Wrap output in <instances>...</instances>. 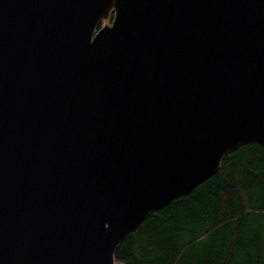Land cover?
<instances>
[{"label": "water", "instance_id": "obj_1", "mask_svg": "<svg viewBox=\"0 0 264 264\" xmlns=\"http://www.w3.org/2000/svg\"><path fill=\"white\" fill-rule=\"evenodd\" d=\"M248 142L264 0H0V264H123Z\"/></svg>", "mask_w": 264, "mask_h": 264}, {"label": "trees", "instance_id": "obj_2", "mask_svg": "<svg viewBox=\"0 0 264 264\" xmlns=\"http://www.w3.org/2000/svg\"><path fill=\"white\" fill-rule=\"evenodd\" d=\"M114 258L123 264H264V146H238L189 193L148 211L120 240Z\"/></svg>", "mask_w": 264, "mask_h": 264}, {"label": "rangeland", "instance_id": "obj_3", "mask_svg": "<svg viewBox=\"0 0 264 264\" xmlns=\"http://www.w3.org/2000/svg\"><path fill=\"white\" fill-rule=\"evenodd\" d=\"M104 21V20H103Z\"/></svg>", "mask_w": 264, "mask_h": 264}]
</instances>
